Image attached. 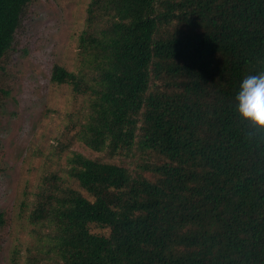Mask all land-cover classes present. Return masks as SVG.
Listing matches in <instances>:
<instances>
[{
    "label": "trees",
    "instance_id": "1",
    "mask_svg": "<svg viewBox=\"0 0 264 264\" xmlns=\"http://www.w3.org/2000/svg\"><path fill=\"white\" fill-rule=\"evenodd\" d=\"M30 1L0 0V68ZM86 13L92 76L55 64L51 80L92 98L91 150L157 160L75 152L86 194L46 176L28 219L51 225L52 264H264V129L235 111L242 78L264 71V0H90Z\"/></svg>",
    "mask_w": 264,
    "mask_h": 264
},
{
    "label": "rangeland",
    "instance_id": "2",
    "mask_svg": "<svg viewBox=\"0 0 264 264\" xmlns=\"http://www.w3.org/2000/svg\"><path fill=\"white\" fill-rule=\"evenodd\" d=\"M90 0H31L24 8L12 47L0 68V264H52L56 253L51 225L28 215L44 178L57 175L62 187L86 192L69 176L75 152L134 170L155 162L140 148L109 155L91 150L81 138L90 112L89 93L51 80L55 64L93 73L81 52ZM148 175V174H146ZM93 231L103 233L95 226Z\"/></svg>",
    "mask_w": 264,
    "mask_h": 264
},
{
    "label": "clouds",
    "instance_id": "3",
    "mask_svg": "<svg viewBox=\"0 0 264 264\" xmlns=\"http://www.w3.org/2000/svg\"><path fill=\"white\" fill-rule=\"evenodd\" d=\"M235 102V111L243 121L264 129V71L242 78Z\"/></svg>",
    "mask_w": 264,
    "mask_h": 264
}]
</instances>
